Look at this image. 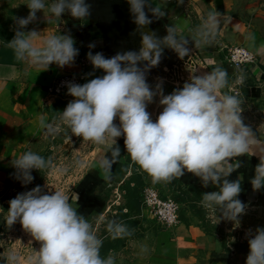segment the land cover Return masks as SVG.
I'll return each mask as SVG.
<instances>
[{
	"label": "clouds",
	"instance_id": "clouds-1",
	"mask_svg": "<svg viewBox=\"0 0 264 264\" xmlns=\"http://www.w3.org/2000/svg\"><path fill=\"white\" fill-rule=\"evenodd\" d=\"M178 2L183 4L184 0ZM128 3L139 29L152 23L148 12L157 18L166 15L162 8L152 7L151 0ZM26 5L29 14L14 18L15 36L6 45L15 58L44 70L52 64L61 68L73 65L79 49L70 34L50 35L37 43L41 32L25 29L37 20L40 11L49 23V15L60 19L65 12L83 20L90 15L91 5L86 0H27ZM220 29V13L210 11L195 29L191 41L196 46L211 43ZM140 35L139 51L118 52L111 58L102 52H88L91 64L103 70L104 75L83 84L67 83L68 94L74 99L61 112L60 120L71 134L83 137L85 142L104 145L110 151L111 156L100 162L107 172L120 157L118 138L123 136L127 153L154 182H171L187 171L200 178L205 188L215 186L218 190L202 194L200 205L239 227L247 207L239 199L243 176L234 180L230 177L242 166L240 157L256 155L259 163L251 184L255 191L264 189V141L244 123L242 99L223 91L228 84V72L222 67L192 75L190 82L171 94H164L163 78H158L159 83L153 88L147 74L160 64L164 49L174 50L183 59L189 55L190 40L179 35L175 25L168 26L167 35L162 38L155 31H141ZM94 47V43L89 44L90 49ZM257 52L264 53V45ZM157 96L163 110L153 120L147 109ZM117 117L119 124L114 123ZM46 127L60 131L50 124ZM12 165L15 178L25 185L34 180L33 169L42 172L54 168L51 158L45 159L33 151L24 152ZM77 165L85 166L82 160ZM9 204L6 224L11 227L19 221L24 230L41 242L39 250L24 264H116L114 254L101 256L103 239L97 235L96 225L79 213L64 191L46 194L38 185L19 193ZM106 227L112 239L132 235L127 225L115 219L108 221ZM246 235L250 248L246 264H264V227H257L255 232L249 229ZM142 251L146 252L147 247ZM21 259L12 251L7 264H21Z\"/></svg>",
	"mask_w": 264,
	"mask_h": 264
},
{
	"label": "crops",
	"instance_id": "crops-1",
	"mask_svg": "<svg viewBox=\"0 0 264 264\" xmlns=\"http://www.w3.org/2000/svg\"><path fill=\"white\" fill-rule=\"evenodd\" d=\"M2 2L0 0L1 194L7 192L16 181V169L12 165L14 159L26 151L40 155L46 153V126L55 122L68 104L50 94L49 89L59 77L80 73L79 61L83 55H87L81 45L73 65L61 68L52 64L47 70L32 66L27 61H18L13 50L6 45L15 36L14 18L27 17L30 10L26 5L27 0ZM210 11L220 13L221 29L211 43L196 46L191 41L193 33ZM46 15L49 14L46 12ZM168 17L171 20L174 18L178 34L182 33L190 40L188 47L192 54L189 56L191 61L188 67L192 69V75H203L216 67H222L229 74L226 62L228 51L236 46L244 47L256 56L257 63L251 67L242 94L238 96L243 101L244 123L251 128L255 123H263L264 53H258L257 49L264 45V0H222L221 5L218 0H184L183 4L179 3L170 9ZM49 19L50 23L44 12L40 11L37 20L29 24L25 31L35 29L41 32L37 41L40 43L48 36L57 34V26L63 29L50 15ZM194 66L199 67V72H195ZM147 80L153 88L159 83L157 77L148 76ZM163 87L167 95L183 86L163 82ZM233 89L234 85L228 75V84L223 91L235 95ZM159 99L157 96L148 105L147 110L153 120L163 110ZM115 123L119 124V118ZM89 144L92 156L89 169L70 200L79 213L89 219L100 217L105 208H111L115 210L119 222L125 224L128 219L135 224L133 237L110 252L115 255L116 264H241L242 259H246L244 244L235 240L225 220L220 219L218 212H208L200 205L202 194L218 190L215 186L210 184L205 188L200 178L187 171L184 176L171 182H154L127 153L123 136L118 138L120 157L112 165L111 171L107 172L100 166V162L111 156L110 151L104 145L93 142ZM128 158L131 160L127 161ZM239 159L242 166L230 177L234 180L239 175L243 176L239 199L246 206H264V189L255 191L251 184L259 157L245 155ZM137 175L143 177V186L139 190L140 200L142 190L146 187L156 188L164 197L177 198L185 194L179 224L173 227L161 226L143 208L140 213H129L123 187ZM118 239L110 240L116 245ZM145 246L146 252L142 251ZM6 257L5 251L0 248V264H5Z\"/></svg>",
	"mask_w": 264,
	"mask_h": 264
},
{
	"label": "rangeland",
	"instance_id": "rangeland-1",
	"mask_svg": "<svg viewBox=\"0 0 264 264\" xmlns=\"http://www.w3.org/2000/svg\"><path fill=\"white\" fill-rule=\"evenodd\" d=\"M2 1H4L2 3H6L7 0ZM153 1L155 7L157 6L165 10L166 16H168L170 9L172 10L174 6L179 4L178 0ZM54 20L57 22V24L63 26V29H59V26H57V34H70L75 40V47L79 49L82 45V47L85 49V53L88 54L89 51L86 47V42L90 41V43L95 44V47L91 48V52L93 54L102 52L107 57L101 32L96 26H91L85 19L82 21V27L80 29L75 23L71 22L70 20H65L64 16H62L60 19L54 18ZM70 23L73 25L75 30L71 28ZM172 23H175L174 18ZM179 35L186 37L182 33ZM182 60L184 61L183 67L186 71V76L188 75L190 78L192 76V69L188 67L189 62L191 61L189 59V55L185 56ZM194 69L195 72H199L198 66H194ZM103 75V70L95 69L94 66H92L90 72L91 77L88 80ZM163 82L165 84H171L169 82H165L164 80ZM178 85L183 86L180 83H178ZM164 89L165 87H163V90ZM51 125L53 129L59 128L60 131L56 132L47 130L48 136L45 139L48 149L46 153L42 154L41 156L45 157V159L51 158L54 168L45 169L42 172L33 169L32 175L34 180L32 183L25 185L19 179H16V181L10 185V188L7 192L2 194L0 193V248L5 251L6 256H8V254L12 251L19 254L22 258L21 264H24L29 256L34 255L35 251L39 250L41 242L36 241L30 233L24 230L22 224L19 221H17L11 227L6 224L5 218L10 207V200L15 198L19 193L29 191L38 185L44 189V193L46 194H52L55 192V190H62L70 198L74 194L75 188H77V186L80 184L82 178H84V176L87 174V170L89 169L92 159L91 147L89 144L90 141L85 142L83 141V137H79L77 141L74 142L72 137L73 134H71L70 129H68L67 126L63 124L60 118H56L55 122H53ZM252 130L257 135L258 139L264 141V122L253 124ZM81 160L84 161V167H79L77 165V161ZM56 168L67 169V171L59 172L55 170ZM114 212L115 210L111 208L109 210L105 208L104 213L100 215V217L103 216L102 220L97 216H95V218H90V220L96 225L97 235L104 241L112 239L107 232V222L113 219L119 222L117 219V214ZM240 219L241 224L239 227H235L234 222L231 221L225 220L224 223L232 232V236L235 238V240H240L242 244H244L245 258H247L250 248L246 234L248 233L249 229L255 232L257 227H264V206L260 204L247 206L246 213L243 214ZM242 261L243 262L241 264H246V259H242ZM5 264H7V257L5 259Z\"/></svg>",
	"mask_w": 264,
	"mask_h": 264
},
{
	"label": "water",
	"instance_id": "water-1",
	"mask_svg": "<svg viewBox=\"0 0 264 264\" xmlns=\"http://www.w3.org/2000/svg\"><path fill=\"white\" fill-rule=\"evenodd\" d=\"M86 2L91 5V9L90 15L85 20L91 26H96L100 30L108 58H111L118 52L128 50L139 51L141 47V31H155L162 38L167 35V27L175 25L166 15L157 18L148 12L152 23L145 26L144 29H139L133 22L128 0H86ZM151 6L155 7L153 0H151ZM62 16H64L65 20H70L78 25L79 29L82 27L84 19L74 18L69 12H65ZM71 28L74 29L72 24ZM87 42L86 47L91 51L89 48L90 41ZM191 54L190 51L189 56ZM183 66L184 61L178 54L172 49L165 48L160 64L153 67L147 74V77L163 78L165 82L184 85L185 82H190V78L188 75L186 76ZM117 120L118 117L114 120V123ZM77 139L78 137L76 136L73 138V141L76 142Z\"/></svg>",
	"mask_w": 264,
	"mask_h": 264
},
{
	"label": "built area",
	"instance_id": "built-area-1",
	"mask_svg": "<svg viewBox=\"0 0 264 264\" xmlns=\"http://www.w3.org/2000/svg\"><path fill=\"white\" fill-rule=\"evenodd\" d=\"M226 62L230 82L234 85L233 91L235 95H241L250 69L257 63V58L248 49L236 46L228 51ZM79 63L81 72L59 77L50 87V94L66 102L73 100L74 97L68 94L67 83H86L90 66L87 58L82 57ZM141 202L142 208L148 211L161 226L173 227L181 222L182 204L177 201L176 197H164L156 188L146 187L142 190Z\"/></svg>",
	"mask_w": 264,
	"mask_h": 264
},
{
	"label": "trees",
	"instance_id": "trees-1",
	"mask_svg": "<svg viewBox=\"0 0 264 264\" xmlns=\"http://www.w3.org/2000/svg\"><path fill=\"white\" fill-rule=\"evenodd\" d=\"M218 4H222V0H218ZM131 158H128L127 161H130ZM148 174L147 172H145ZM143 186V177L141 175H137L131 180H129L125 186L123 187V190L125 192V198L127 200V210L129 213H140L142 210V202L139 198V190ZM177 201L182 204L185 200V194L182 193V195L178 196ZM129 217V215H127ZM125 217V218H128ZM125 225L128 226L129 230L132 232L133 228L135 227V224L131 221L128 220L125 222ZM133 237V234L131 236H125L124 238H119L117 244L115 245L113 241L107 240L103 242V246L101 248V256L104 257L111 251L115 250L117 246L121 245L126 241L127 239H130Z\"/></svg>",
	"mask_w": 264,
	"mask_h": 264
},
{
	"label": "flooded vegetation",
	"instance_id": "flooded-vegetation-1",
	"mask_svg": "<svg viewBox=\"0 0 264 264\" xmlns=\"http://www.w3.org/2000/svg\"><path fill=\"white\" fill-rule=\"evenodd\" d=\"M82 57L88 59L87 55H83ZM82 57H81V58H82ZM88 60H89V59H88ZM89 62H90V61H89ZM92 66H93V65H92L91 62H90V66L88 67V72H87V76H88V77H87V81H88V79L90 78V77H89V73L91 72V68H92Z\"/></svg>",
	"mask_w": 264,
	"mask_h": 264
}]
</instances>
